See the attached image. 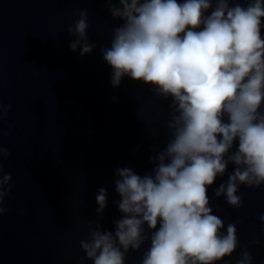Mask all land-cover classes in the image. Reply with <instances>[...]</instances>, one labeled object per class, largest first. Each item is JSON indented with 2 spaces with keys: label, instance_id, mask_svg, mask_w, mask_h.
<instances>
[{
  "label": "clouds",
  "instance_id": "1",
  "mask_svg": "<svg viewBox=\"0 0 264 264\" xmlns=\"http://www.w3.org/2000/svg\"><path fill=\"white\" fill-rule=\"evenodd\" d=\"M104 3L110 17L122 21L102 49L112 68L110 83L118 88L127 76L169 101L167 141L150 155V173L116 169L120 199L114 204L122 215L113 221L114 231L100 223L107 190L99 189L97 219L80 241V264H126L127 254L146 243L140 264H227L239 247L236 223L225 230L208 190L227 175L213 198L239 209L241 186L264 185V0H245L246 6L240 0ZM78 16L67 32L75 37L70 49L79 46L83 56L96 43L89 42L88 10ZM10 107L0 102V119ZM8 154L0 144V214L11 189V173L2 169ZM259 219L264 224V213ZM253 259L245 248L235 264Z\"/></svg>",
  "mask_w": 264,
  "mask_h": 264
},
{
  "label": "water",
  "instance_id": "2",
  "mask_svg": "<svg viewBox=\"0 0 264 264\" xmlns=\"http://www.w3.org/2000/svg\"><path fill=\"white\" fill-rule=\"evenodd\" d=\"M81 9L88 10L89 42L96 43L83 56L79 46L70 49L75 37L67 32ZM120 24L104 0H0V102L11 105L0 119V144L9 152L3 172L12 177L0 214V264H80V241L97 219L99 189L107 190L100 223L114 231L122 215L114 204L120 199L116 169L150 173V155L165 146L169 101L127 76L118 88L110 83L102 49ZM226 180L218 178L213 188ZM213 188L214 214L225 230L228 223L237 227L239 247L227 264L245 248L252 264H264V185L241 186L239 209L213 198ZM148 246L130 251L126 264H140Z\"/></svg>",
  "mask_w": 264,
  "mask_h": 264
}]
</instances>
